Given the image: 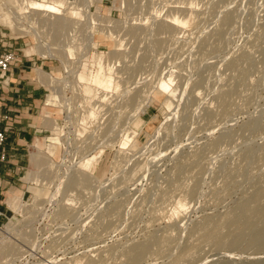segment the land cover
<instances>
[{
  "label": "rangeland",
  "instance_id": "obj_1",
  "mask_svg": "<svg viewBox=\"0 0 264 264\" xmlns=\"http://www.w3.org/2000/svg\"><path fill=\"white\" fill-rule=\"evenodd\" d=\"M20 1L49 69L0 264H264V0Z\"/></svg>",
  "mask_w": 264,
  "mask_h": 264
},
{
  "label": "crops",
  "instance_id": "obj_2",
  "mask_svg": "<svg viewBox=\"0 0 264 264\" xmlns=\"http://www.w3.org/2000/svg\"><path fill=\"white\" fill-rule=\"evenodd\" d=\"M27 56L20 54L17 62L11 65L3 86L5 111L12 117V128L6 135L3 147L5 159L0 164L1 211L5 210V190L14 184V180L24 170L28 149L39 131L35 118L39 115L45 89L36 76L49 67L44 63L37 64ZM12 196L13 193L8 194V197Z\"/></svg>",
  "mask_w": 264,
  "mask_h": 264
},
{
  "label": "built area",
  "instance_id": "obj_3",
  "mask_svg": "<svg viewBox=\"0 0 264 264\" xmlns=\"http://www.w3.org/2000/svg\"><path fill=\"white\" fill-rule=\"evenodd\" d=\"M13 39L6 36L5 32L0 29V164L4 162V143L6 135L12 128V117L5 111V98L3 96V86L5 83L6 74L8 73L11 65L17 62L20 55L17 44L12 41ZM23 55V54H22ZM33 58V55L27 56ZM1 187V185H0ZM7 220L5 214L0 211V220Z\"/></svg>",
  "mask_w": 264,
  "mask_h": 264
},
{
  "label": "bare ground",
  "instance_id": "obj_4",
  "mask_svg": "<svg viewBox=\"0 0 264 264\" xmlns=\"http://www.w3.org/2000/svg\"><path fill=\"white\" fill-rule=\"evenodd\" d=\"M18 1V0H17ZM20 1V0H19ZM17 10L19 12H21L22 14H31V13H34V14H49V13H55L57 12L58 10L55 8V6L53 4H50V3H47L46 1L44 0H40V1H26V0H21L20 1V4H18V7H17ZM58 13V12H57ZM12 14H16V13H11ZM33 14V15H34ZM61 14V13H60ZM37 15V16H38ZM42 16V15H41ZM12 17V16H11ZM28 17V16H27ZM13 18V19H12ZM12 18H8V16H0V21L4 24H6L7 26L13 28L12 30L15 31V32H19L20 30L18 29L17 26V22H15V15L14 17ZM18 19V18H16ZM171 22L170 23H178L176 21V19H169ZM18 21V20H16ZM41 21V20H40ZM57 22V21H56ZM33 31V30H31ZM30 31V32H31ZM21 32V31H20ZM34 33V32H33ZM34 35V34H33ZM37 36V35H36ZM35 37V36H34ZM36 39H38V37H35ZM37 41V40H36ZM42 46V45H41ZM40 46V47H41ZM47 47V46H46ZM39 52V55L44 58L45 52H41L40 50L38 51ZM47 56H49V54H47ZM64 60V59H63ZM60 62V61H59ZM38 72V71H37ZM39 80H41L42 78V74L40 72L37 73V76H36ZM109 79V80H108ZM107 79V83L110 85V78ZM46 81V80H45ZM98 98V97H97ZM102 98V97H101ZM105 98V97H104ZM55 100V97L53 96H48L46 101H45V107H51L53 102ZM43 149V148H42ZM40 159L39 157H37L36 155H32L30 157V163H32L34 166H36L38 163H39ZM41 193V192H40ZM39 193V194H40ZM7 201V200H6ZM8 207V206H7ZM1 231V229H0ZM5 234V233H4Z\"/></svg>",
  "mask_w": 264,
  "mask_h": 264
}]
</instances>
